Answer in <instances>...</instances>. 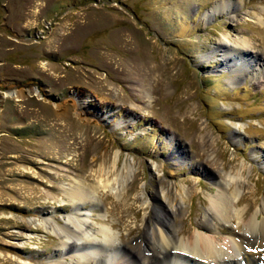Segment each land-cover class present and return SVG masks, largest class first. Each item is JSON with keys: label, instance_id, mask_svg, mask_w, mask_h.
I'll use <instances>...</instances> for the list:
<instances>
[{"label": "rangeland", "instance_id": "374dc122", "mask_svg": "<svg viewBox=\"0 0 264 264\" xmlns=\"http://www.w3.org/2000/svg\"><path fill=\"white\" fill-rule=\"evenodd\" d=\"M220 1L0 0V264H69L76 249L61 245L55 223L75 216L113 233L118 251L105 246L110 258L97 264H119L126 248L130 260L154 207L188 240L204 233L225 174L242 166L231 211H257L264 61L236 75L225 58L239 39L264 51V0H227L208 14ZM116 155L111 182L132 168L120 191L99 188L76 207L67 190L98 186V166ZM237 220L217 225L228 230L221 243Z\"/></svg>", "mask_w": 264, "mask_h": 264}, {"label": "bare ground", "instance_id": "6f19581e", "mask_svg": "<svg viewBox=\"0 0 264 264\" xmlns=\"http://www.w3.org/2000/svg\"><path fill=\"white\" fill-rule=\"evenodd\" d=\"M228 3L227 0L220 1L211 8L208 14H221L224 9L227 11L226 4ZM233 44L235 48H231L232 52L229 53L235 56V59L225 58V61L233 68L232 71L236 75H245L246 71L241 69L248 68V65L252 63H255L256 66L258 62L264 61V51L260 49L261 53L258 56V50L256 51V47H253L248 39H239ZM251 50H255L256 55L247 58L246 52H251ZM144 89L148 90V87L144 86ZM149 89L151 90V88ZM117 160L118 155L115 156L113 165L109 169H106V158L98 166L97 173L100 177L98 186L89 185L84 180L67 190L66 195L76 207L80 204H92L90 196L99 188L104 190L113 189L117 186L120 191L126 174L132 173V168L125 166L123 171L116 175L111 182L110 177L116 173ZM243 172L244 167L242 166L236 175L225 174V181L217 185L218 193L209 199V208L203 215V223L198 228L208 235L199 232L190 235L188 240L177 239L178 232L175 231V225H171L170 221L165 218L162 209L154 207V226L145 231L141 245H134V248L130 249V260L126 256L129 253L126 252L127 248L124 253H121L122 258L119 264H264V202L258 206L257 211L251 217L248 216L247 211L234 214L231 211L233 200L236 201L240 192L239 189L245 186L239 181ZM163 191L166 189H162V194H164ZM177 191L174 209L171 211L173 215L184 202L185 193L188 192L186 188ZM251 195H254V192H251ZM239 203L236 201L235 204L238 205ZM234 219L240 221L237 228L239 232L233 231V237L222 240L221 243L219 233L228 231L223 227L220 229L221 225ZM55 224L57 227L55 234L61 239V245L69 250L76 249L77 255L72 256L69 264H95V261L97 264L99 256L108 260L110 252L105 246L118 251L111 244L115 238L113 233L109 231L110 229L102 227L99 230H93L87 223V219H80L75 216L70 217L64 226ZM110 226L111 229H114L117 227V223L112 222ZM121 247L125 248L123 245ZM108 264L113 263L108 262Z\"/></svg>", "mask_w": 264, "mask_h": 264}]
</instances>
